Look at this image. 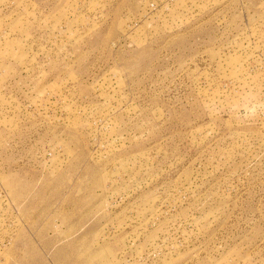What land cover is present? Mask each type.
<instances>
[{"label":"rangeland","instance_id":"obj_1","mask_svg":"<svg viewBox=\"0 0 264 264\" xmlns=\"http://www.w3.org/2000/svg\"><path fill=\"white\" fill-rule=\"evenodd\" d=\"M0 264H264V0H0Z\"/></svg>","mask_w":264,"mask_h":264}]
</instances>
